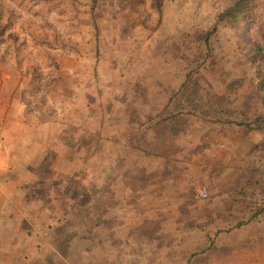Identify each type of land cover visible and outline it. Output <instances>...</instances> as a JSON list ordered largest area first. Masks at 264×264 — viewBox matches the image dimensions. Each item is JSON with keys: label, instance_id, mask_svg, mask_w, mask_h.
Masks as SVG:
<instances>
[{"label": "rangeland", "instance_id": "374dc122", "mask_svg": "<svg viewBox=\"0 0 264 264\" xmlns=\"http://www.w3.org/2000/svg\"><path fill=\"white\" fill-rule=\"evenodd\" d=\"M225 2L0 0V264H185L238 241V264H264V213L233 219L247 212L241 189L264 204V128L227 123L260 105L255 68L223 23L203 40ZM141 91L158 94L151 118H119ZM109 132L136 147L102 160L135 164L143 137L166 168L109 186L101 169L94 185V140L110 147Z\"/></svg>", "mask_w": 264, "mask_h": 264}, {"label": "trees", "instance_id": "16d2710c", "mask_svg": "<svg viewBox=\"0 0 264 264\" xmlns=\"http://www.w3.org/2000/svg\"><path fill=\"white\" fill-rule=\"evenodd\" d=\"M223 23L225 26L233 30L242 41L243 45H246L248 52H245L247 60L255 68L256 81L252 84V91L256 94L260 101V105H252L242 103L239 110V115L233 120H227V123H234L235 125H243L252 129L264 128V0H229L225 2V5L218 9L215 14V25L209 31H206L203 35V40L207 43V38L215 31L217 23ZM31 75V73H30ZM32 76V75H31ZM27 84L29 81L26 82ZM31 87V86H30ZM28 87L26 91L30 88ZM46 87V86H45ZM45 92V88L43 89ZM243 97V94H242ZM41 98V95H39ZM246 96L243 101H245ZM22 104L28 106L29 100L22 96ZM41 104V100H39ZM256 106V107H255ZM256 108L257 112H252L251 115L245 116L246 112L250 108ZM253 110V109H252ZM251 111V110H250ZM30 109H25V114H30ZM254 183L258 186V192L264 193V185L259 180H255ZM250 186L249 183L246 187ZM248 187V188H249ZM241 194L240 201L244 203L242 209H246V214L235 219L234 226L240 227L250 223L251 225L258 226V218L260 214L264 213V204H256L252 202L251 196L253 191H239ZM237 200H230V206ZM80 202L81 199H80ZM243 213V210H242ZM262 238V237H260ZM257 239V237H256ZM239 242V241H238ZM238 242L234 245L221 244L219 247L208 245L203 248H199L191 252L187 257L185 264H228L231 262L238 264V256L236 247ZM62 244L65 245V242ZM63 245V246H64ZM62 250V247L58 248ZM264 251V247L262 248ZM215 257V258H213ZM264 262V258H263Z\"/></svg>", "mask_w": 264, "mask_h": 264}, {"label": "crops", "instance_id": "0c3cea01", "mask_svg": "<svg viewBox=\"0 0 264 264\" xmlns=\"http://www.w3.org/2000/svg\"><path fill=\"white\" fill-rule=\"evenodd\" d=\"M143 72V71H142ZM147 75H144L142 77H146V76H149L150 73L149 72H146ZM135 76H141V74L139 75H136L134 73H130L129 76V79L128 80H125V83L127 84V86H129L130 84L132 85H138L140 84V81L141 79H138L136 78ZM122 78V77H120ZM143 87H147V86H143ZM139 88V86H138ZM80 92V91H79ZM148 91H141L140 94L138 93V98H141L140 100H138L134 95H128V98L124 99L125 102L123 101L122 102V105L124 104H128L127 106V109L128 110H134V108L131 107V104L130 102H133L132 105H137L136 106V113L134 114H131L129 113V116H127L125 113H122V114H119V118H121L122 120L125 121V119H130L132 117H134L135 119H140V120H147L149 119L150 116H145L147 114L145 113H151L150 112V108L149 105L151 103V100H152V96H154V100L153 102H155V98H156V95L158 94H153L152 96H149V93L147 94ZM142 96V97H140ZM138 101V102H136ZM149 107V108H148ZM125 111V109L123 110V112ZM158 109L157 108H154V113H158L157 112ZM154 115V114H152ZM160 117L162 118V116L160 115ZM95 118V116H93V118H89L90 120H93ZM151 118V117H150ZM88 119V118H87ZM115 127V126H114ZM129 126H122V130L124 131V129H128ZM109 126H106L105 129L102 128V130L104 131H107L108 132V129ZM117 129V128H116ZM115 129V130H116ZM141 132V131H140ZM110 132L105 134L104 137H110L111 139H109L108 143H109V146L110 147H107L104 148L103 145H100L99 144V141L97 140V137L95 138L94 142H96V145H95V148H92L94 150L93 152V161H94V166H95V179L91 178L93 180V184L94 185H98L100 184L99 182H101L102 178L99 177V175L102 173V171H100L101 169H106V172L108 173L107 174V177H106V186H109L111 185V183H114V184H117V185H125L127 182H125L126 178L127 177H133V175H137L139 172V170H142L140 172V175H145V174H148V172L152 171V172H159V171H162L164 168H166V166L164 164H162L161 162H159L157 159H155L153 157V155L150 153V151L152 149H148L146 150L145 148V145L143 146V144L145 143V139L143 137H141V139H139L142 143L140 142H137L138 143V149H134L135 152H139L138 153V160L136 161L135 164H129L127 162L123 163L121 161H116V162H110V161H107V160H102L100 157V149H103V150H106L109 154L110 153H115L118 152V153H122V152H126L127 150H131L132 148H135L136 147V143L132 142L130 143L129 140H127V138H123L125 135H122L121 134V138L117 137V135H115L114 133L111 134L110 136ZM120 135V134H119ZM159 136V135H157ZM126 137V136H125ZM139 137V136H138ZM138 140V139H137ZM135 141V140H134ZM108 145V144H107ZM109 148V150H107ZM133 150V149H132ZM81 159H84V156L81 158ZM103 161H105V164L103 165ZM111 163V169L108 168L109 164ZM114 164V166L116 167H113L112 165ZM148 171V172H147ZM100 173V174H99ZM91 175H94L93 173H91ZM113 180V181H112ZM119 181H122L121 184L118 183ZM139 184H142V182L140 181ZM124 191V190H122ZM144 192V191H143ZM137 198L136 200H142V201H146L148 200V196H147V193H141L139 195H136ZM143 206V205H142ZM143 211L145 210V214H148V215H153L152 214V209L150 208H146L145 206H143V208H141Z\"/></svg>", "mask_w": 264, "mask_h": 264}, {"label": "built area", "instance_id": "2783aa9c", "mask_svg": "<svg viewBox=\"0 0 264 264\" xmlns=\"http://www.w3.org/2000/svg\"><path fill=\"white\" fill-rule=\"evenodd\" d=\"M206 194H207V192H206L205 188L200 187V188L197 189V195H198L200 198H204V197H206Z\"/></svg>", "mask_w": 264, "mask_h": 264}]
</instances>
